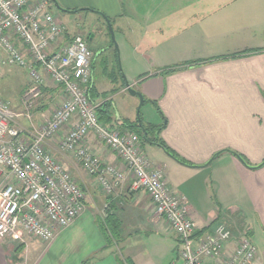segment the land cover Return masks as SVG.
<instances>
[{"label":"crops","instance_id":"1","mask_svg":"<svg viewBox=\"0 0 264 264\" xmlns=\"http://www.w3.org/2000/svg\"><path fill=\"white\" fill-rule=\"evenodd\" d=\"M56 2L66 9L57 6L60 12L91 8L116 24L122 36L119 46L126 51L128 68L124 69L134 76L123 88L135 83L143 96L155 101L161 115L147 122L164 124L161 140L185 162L151 140H145L147 147L139 141L141 150L162 168L167 185L183 197L196 230L213 222L204 231L208 232L221 220L235 229L243 227L256 247L250 264H264V0ZM61 23L67 28L61 43L80 34L78 28ZM86 38L91 40L92 34ZM129 57L143 60V69L133 72ZM28 83L29 77L19 96L9 100L14 109H20ZM92 89L89 96L101 102L99 114L106 117L110 99L98 92L94 96V85ZM60 94L59 87L45 76L33 109L34 125L50 116ZM116 116L107 126L121 131L127 130L117 126L137 118L119 112ZM20 124L29 129L27 120L20 119ZM58 139H48L45 146L83 189L86 209L49 241L27 235L20 243L0 239V264H121L125 258L134 264H178L174 231L156 213L144 190L130 189L128 171L113 192L106 194L95 176L59 148ZM86 144L102 161L122 166L121 159L93 132L88 133ZM236 234L225 245L226 251L235 246ZM135 239V244L129 243Z\"/></svg>","mask_w":264,"mask_h":264},{"label":"built area","instance_id":"2","mask_svg":"<svg viewBox=\"0 0 264 264\" xmlns=\"http://www.w3.org/2000/svg\"><path fill=\"white\" fill-rule=\"evenodd\" d=\"M66 29L50 10L49 0H0V65L23 67L29 77L20 109L0 97V239L20 243L27 235L49 241L86 209L84 191L45 146L48 139L59 137V148L95 176L106 194L128 171L130 189L144 190L174 231L179 264H250L256 247L248 235L240 233L229 251L225 245L233 232L223 222L193 236L195 225L183 197L143 153L138 134L108 127L99 119L101 102L89 96L93 53L80 34L61 43ZM45 76L59 87L61 98L50 116L34 125L33 109ZM20 119L28 121L30 130ZM89 132L121 159L122 166L102 161L86 144Z\"/></svg>","mask_w":264,"mask_h":264},{"label":"rangeland","instance_id":"3","mask_svg":"<svg viewBox=\"0 0 264 264\" xmlns=\"http://www.w3.org/2000/svg\"><path fill=\"white\" fill-rule=\"evenodd\" d=\"M49 7L58 21H62L69 26L78 28L79 33L86 41L88 48L92 53L97 54V56H95L96 58L93 57V54L91 57L92 60L94 58L96 61L93 67V81L91 82L89 94L93 91L92 87L94 85L95 91L92 93L94 96L97 94L96 92H98L99 95L103 94L110 99L109 108L106 112L107 116H103V120H101L106 126L109 125L112 123L113 117L114 119L117 117L116 112H119L123 116L129 113L135 118V111L139 99L136 95L130 94L123 88L126 82L131 83L134 81V76L128 75V70L124 69V66L126 67V51L124 52V49L119 46L122 36L118 29H116V24L111 23L113 28L112 38L107 22L94 9H81L76 13L60 12L53 0H49ZM63 15H65V17H63ZM262 31L264 32V28ZM89 33L92 34L91 40L86 38ZM261 40H263V38H261ZM98 51H101V53L98 54ZM130 51H132V49L128 52ZM128 62L130 63V69L133 72L139 69L142 70L144 67L143 60L136 61L132 59V57H129ZM145 66H148V62L146 61ZM27 75L25 68L18 65H0V97L7 98L8 100L16 99L21 92L20 87L22 83L27 80ZM131 87L134 90L139 91L138 86L135 83H133ZM131 105L132 109L129 110V106ZM157 110L159 111L157 105L153 104L152 101L143 100L139 110L141 122L145 125H158V123L155 122H147L149 119L154 120L155 115L160 114V111L158 112ZM117 127L122 130H127L125 126ZM141 141H143L144 146H149L148 141L143 139H141L140 142ZM126 225L129 226V223L126 222ZM248 236L250 237V235ZM136 241L137 239L132 240L129 243L135 244ZM149 245L152 250V243ZM158 245L161 246L160 242H158Z\"/></svg>","mask_w":264,"mask_h":264},{"label":"trees","instance_id":"4","mask_svg":"<svg viewBox=\"0 0 264 264\" xmlns=\"http://www.w3.org/2000/svg\"><path fill=\"white\" fill-rule=\"evenodd\" d=\"M96 12H98L99 14H100V16H104L105 14L104 13H101L100 11H97L96 10ZM108 17V16H107ZM109 19H110V17H109ZM110 22H111V19H110ZM66 32H67V29H66V31H65V34H66ZM93 55H94V53H93ZM232 56H235V55H232ZM143 98H144V100H148V101H152V103L153 104H155V101L154 100H151V99H148V98H146L145 96H143ZM100 107H101V105H99L98 107H97V113H98V116H99V119L101 120L103 117L102 116H100V114H99V109H100ZM139 115H140V112H139ZM141 121V120H140ZM141 124H142V126L144 127V129L147 131V133L144 135L143 134V132H142V130H141V128L139 127V125H138V120H137V118L136 119H134V120H127V121H124V123H123V126H125L126 127V129H127V131H134V132H136L138 135H139V138H140V140L141 139H143V140H151L152 142H154L155 144H157L158 146H160V147H162L167 153H169V154H171L172 156H174L175 158H177L179 161H181V162H185L184 160H182V159H180L178 156H176L174 153H173V151L164 143V141L163 140H161V138H160V136H159V133H160V130H161V128L163 127V125L164 124H158V125H152V124H149V125H145V124H143L142 122H141ZM119 130V129H118ZM121 131V130H120ZM229 150V149H228ZM233 153H235L239 158H241L242 160H243V162L245 163V164H247V165H249V163L244 159V157H242L241 155H239L238 153H236L235 151H232ZM218 154V152L217 153H215L213 156H216ZM263 162V161H262ZM261 162V163H262ZM261 163H259V164H256V165H254V166H258V165H260ZM83 190V189H82ZM107 210V209H106ZM219 222H223V223H225L226 224V226H228L229 228H231V230H232V232H236L237 234H236V238L239 236V234L240 233H244V234H246V235H249L248 234V231L245 229V228H238V229H235V228H233L232 226H230L229 224H227V222H225L224 220H221V221H219ZM213 222H210V224L209 225H207L206 227H204V228H202V229H200V230H194V233L192 234L193 236H201V235H203V234H205V233H208V232H211L212 230L210 229L208 232H204L205 230H206V228H209L210 227V225L212 224ZM218 223V222H217ZM216 223V224H217ZM215 224V225H216ZM113 238H115V235L113 234ZM116 240V239H115ZM176 241H177V245H178V261L180 262V257H179V242H178V239H177V237H176ZM125 262L124 263H121V264H134L130 259H128V258H125V260H124ZM179 262H178V264H179Z\"/></svg>","mask_w":264,"mask_h":264},{"label":"water","instance_id":"5","mask_svg":"<svg viewBox=\"0 0 264 264\" xmlns=\"http://www.w3.org/2000/svg\"><path fill=\"white\" fill-rule=\"evenodd\" d=\"M53 2L56 4V0H53ZM58 6V5H57ZM59 7V6H58ZM59 9L61 10H66V9H63L61 7H59ZM69 12H72L73 10H68ZM103 18L105 19V21L107 22V25H108V29L112 35V38H113V28H112V25H111V22H110V19L109 17H107L106 15L103 16ZM128 84V83H127ZM127 90L133 94V95H136L139 99V103H138V106H137V109H136V115H137V120H138V125L139 127L141 128L143 134L145 135L147 133V131L144 129V127L142 126L141 124V121H140V116H139V110H140V106L142 105L143 103V95L137 91V90H134L130 85L127 86ZM241 159V158H240Z\"/></svg>","mask_w":264,"mask_h":264}]
</instances>
